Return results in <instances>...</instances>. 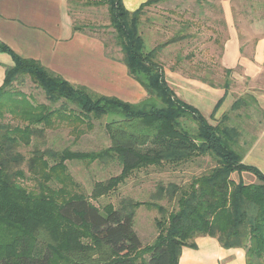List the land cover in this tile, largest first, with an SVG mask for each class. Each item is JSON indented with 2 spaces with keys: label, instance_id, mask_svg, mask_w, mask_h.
<instances>
[{
  "label": "trees",
  "instance_id": "1",
  "mask_svg": "<svg viewBox=\"0 0 264 264\" xmlns=\"http://www.w3.org/2000/svg\"><path fill=\"white\" fill-rule=\"evenodd\" d=\"M162 1L166 0H149L132 12L123 0L89 3L108 9L122 54L117 61L147 93L138 103L75 87L40 62L18 56L0 41V53L10 55L14 62L6 69L0 97L14 95L13 84L27 76L51 105L62 103L53 108L33 105L27 99L0 100V116L7 106L15 120L0 122V264H180L183 249H197L199 237L215 239L225 250L243 249L246 264H264V173L243 163L242 155L235 151L240 132L223 125L228 116L224 114L218 125H212L198 109L181 101L169 87L166 68L159 60L169 44H180L190 37L186 31L191 26L197 29L204 25L195 18L204 12L193 15L186 24L176 22L182 28L171 42L146 51L140 31L142 17ZM74 31L87 33L75 23ZM190 57L192 54L185 58L179 54L171 69L181 65L186 74L189 70L183 63ZM225 71L231 74V70ZM223 88L228 94L229 85ZM244 103L235 101L232 110ZM13 108L20 111L16 113ZM104 116L115 118L105 125L109 148L88 153L40 149L38 141L44 142L46 129L68 124L80 133L83 126L92 129L91 119ZM191 122L196 124L194 130ZM31 146L29 155L22 151ZM206 156L215 161L212 169L193 178L186 188L173 185L170 194L178 210L158 222L159 235L152 246L143 247L134 230L136 209L142 203L125 199L119 207L108 204L100 210L84 194L68 187L74 182L66 174L67 162L113 161L121 167L118 176L95 184L92 199L97 200L117 191L137 171L151 167L176 170ZM244 173L255 176L256 183H245ZM27 175L36 188L28 190L20 184ZM54 182L61 188H54ZM159 191L164 193L163 188Z\"/></svg>",
  "mask_w": 264,
  "mask_h": 264
},
{
  "label": "crops",
  "instance_id": "2",
  "mask_svg": "<svg viewBox=\"0 0 264 264\" xmlns=\"http://www.w3.org/2000/svg\"><path fill=\"white\" fill-rule=\"evenodd\" d=\"M123 1L126 9L132 12L149 0ZM209 1L196 3L197 8L204 12L196 19L203 20L208 9L215 8V3ZM252 2L260 5V0H221L216 3V8L221 11L223 29L217 32V29L215 31L204 25L197 29L198 36L209 33L211 44L216 46L219 42L221 51L215 63L223 70H231L233 82L246 86L248 89L245 92L239 96L231 91L226 94L224 86H211L186 75L183 69H165L166 81L177 97L198 109L212 125L217 124L226 113V108L232 109L234 100L241 95L246 97L243 100H264L263 90L256 86L264 72V12ZM68 4L69 0H0V41L18 56L40 62L75 87H86L98 95L116 97L129 103L144 100L147 97L144 88L129 76L124 64L106 57L104 44L98 38L74 31ZM187 6L186 9H189ZM176 7L179 10L180 7ZM185 18L190 19L187 15ZM176 20L182 21L181 17H176ZM207 23L211 25L209 23L212 22ZM211 50L210 60L215 56V51ZM10 66L11 58L0 53V87ZM219 103L221 105L215 112ZM250 120L251 133L259 135L251 140L248 148L249 164L264 173V121ZM246 158L243 157V162ZM242 175L244 180L246 173ZM246 179L257 181L251 174ZM196 244L197 249H183L180 264H223L226 258L232 256H241L234 260L231 258L232 264H246L243 249L225 250L217 240L209 237L197 238Z\"/></svg>",
  "mask_w": 264,
  "mask_h": 264
},
{
  "label": "rangeland",
  "instance_id": "3",
  "mask_svg": "<svg viewBox=\"0 0 264 264\" xmlns=\"http://www.w3.org/2000/svg\"><path fill=\"white\" fill-rule=\"evenodd\" d=\"M91 1L92 0H69L68 7L69 10L73 12L72 17L74 23L75 25L83 27L87 34L98 38L104 44V47L105 44L107 45L108 48L105 49V53L108 59L121 63L117 61L122 57V54L120 52V47H118L116 42L115 31L110 25L108 9L105 6H92L89 4ZM220 1L221 0L209 1L211 4L215 3V8L208 9L206 12L207 15L203 19L204 21L202 20L206 27L209 26L215 31L217 29V32H220V30L223 29L221 11L216 8V3ZM196 3V0H166L147 9L144 17H142L143 21L140 30L141 35L145 40L146 51H149L158 45L171 42L179 32L180 28H182V26L176 22L186 24L188 20L185 18L186 15L188 17H193V15H198L201 12L200 8H197ZM252 3H254L257 8H262L259 10L264 12V0H260V5L255 2ZM176 6L180 7L179 10H177L178 7ZM186 6L189 9H186ZM209 16L211 17L209 18ZM253 16H255V14ZM258 16L259 14L256 13V18H258ZM176 17H181L182 21L176 20ZM199 19L201 20V18ZM209 21L212 22L209 23L211 25H207V22ZM195 27L196 26L193 25L191 26V29L186 31V34L190 36L188 39L182 41L180 44H169L168 47L163 49L159 56L160 62L166 69H171L173 68L179 54L182 55V58L189 57V55L192 54V57L183 63L184 69L189 70V72H187L188 74L186 73L187 75L204 78L217 86L229 85V91L235 93V96H239L245 92L248 89L246 86L234 83L232 80V74H227L225 70L221 69L215 63V60L221 51V45H219V42L216 46L213 43L211 44V41L208 40V32H205L206 35L203 37L196 36L197 40L194 39L192 36L197 34L196 31L198 29ZM220 35V38H222V33H220ZM220 43L222 44L221 41ZM211 49L215 51V56L212 60H210L212 54L210 55L209 53L212 51ZM8 56L11 58L10 55ZM110 57H113L115 60ZM201 63L204 64V66H198V64ZM208 64H210V66ZM13 66L14 62L11 58V66L9 68ZM177 68L180 69L182 66L179 65ZM258 81L259 83L256 86L262 89L264 93V72L260 75ZM12 91L15 92L14 95L2 96L0 97V100L27 99L30 100L33 105L45 104L50 105L53 108H58L62 104L59 102L51 105L43 91L27 76H24L15 82L12 86ZM243 98L246 97L241 95L238 100H243ZM244 101H246V103L242 104L238 110L226 108L227 111L225 114L229 119L226 124L223 123V125L239 130L240 138L237 140L234 149L242 155V157H247L243 163L250 165L248 148L252 144L251 140L254 141L259 134L251 133L252 127L248 124L251 121V118H255V122L264 121V100ZM68 106L75 111H78V108L75 105L69 104ZM223 108H225V106ZM14 110L16 113L20 111L19 109ZM1 115L0 122L15 123V120L12 118L13 113L7 108V106L3 107ZM113 119H115L113 116H104L100 119L93 118L91 119L92 129L83 126L84 131L80 133L73 131L72 126L68 124H61L54 128H48L45 132L46 138L44 142L41 143V141H38L40 149L42 151L50 149L53 152L70 150L73 152L87 153L99 152L107 149L111 146V140L106 133L105 125ZM189 126L192 130H194L193 128H196V124L192 122L189 123ZM253 128L256 129L257 126L254 125ZM31 150H33L32 146L22 149V151L28 155ZM50 164H53V162L50 161ZM66 165V174H68L74 182L73 186H68L69 190L84 194L90 202L100 210L108 204H112L114 207H119L121 202L125 199H132L135 202L142 203V205L136 209L134 230L140 238L142 246L147 247L152 246L159 235L158 222L168 219L170 214L178 210L176 201L171 199L170 191L173 188V185H177L179 188L188 187L193 178L199 177L212 169L215 166V161L211 157L206 156L196 159L176 170L168 167L164 170L151 167L137 171L133 176L128 178L124 184H121L117 191L112 192L109 195H104L97 200L92 199L95 184L98 182H106L110 178L118 176L121 173V167L113 161H108L107 164H102L100 162L90 164L73 161L67 162ZM248 174L249 173H246V175H244V181L247 184H253L255 181L252 179H246ZM61 176L65 175L62 174ZM233 178L237 180V175L235 174ZM247 181L253 182L248 183ZM20 184L23 187L28 188V190L36 188L35 181L29 175H27V179L22 180ZM52 186L54 188H61V185L57 182L52 183ZM160 188L164 189V193H160ZM213 257L217 259V256ZM239 257L241 256L228 257L223 264H232L230 261L231 258L234 260Z\"/></svg>",
  "mask_w": 264,
  "mask_h": 264
}]
</instances>
